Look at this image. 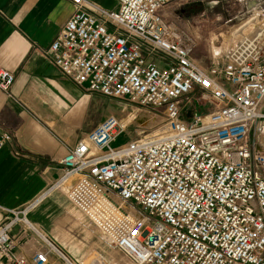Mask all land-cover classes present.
Listing matches in <instances>:
<instances>
[{
	"label": "built area",
	"instance_id": "1",
	"mask_svg": "<svg viewBox=\"0 0 264 264\" xmlns=\"http://www.w3.org/2000/svg\"><path fill=\"white\" fill-rule=\"evenodd\" d=\"M186 1L115 0L104 9L70 0L48 48L54 66L163 126L149 141L114 146L129 125L105 117L57 161L62 173L49 191H63L85 231L130 264H264V25L226 64L203 67L180 18H170ZM15 81L0 69L9 98ZM10 141L0 128V150ZM46 195L1 209L0 264H79L30 219Z\"/></svg>",
	"mask_w": 264,
	"mask_h": 264
},
{
	"label": "crops",
	"instance_id": "2",
	"mask_svg": "<svg viewBox=\"0 0 264 264\" xmlns=\"http://www.w3.org/2000/svg\"><path fill=\"white\" fill-rule=\"evenodd\" d=\"M90 1L115 7L110 0ZM71 13L70 0H0V69L16 76L12 98L0 91V128L11 135L0 150V223L2 208L21 209L47 192L30 219L81 264L95 251L80 232L84 223L63 191L49 189L62 173L57 161L105 115L90 120L98 94L63 75L48 52Z\"/></svg>",
	"mask_w": 264,
	"mask_h": 264
},
{
	"label": "rangeland",
	"instance_id": "3",
	"mask_svg": "<svg viewBox=\"0 0 264 264\" xmlns=\"http://www.w3.org/2000/svg\"><path fill=\"white\" fill-rule=\"evenodd\" d=\"M110 1L114 7V0ZM175 17L180 18L182 28L186 29L195 41L193 58L196 62L203 67H210L213 64L224 65L228 62L236 43L243 37L254 34L256 27L264 25V0H188L175 7L170 18ZM96 101L90 113L91 121L103 115L105 117L112 115L129 125L114 146L128 140H148L159 135L157 131L163 126L162 119L146 113L140 106L101 95L96 96ZM78 222L84 223L83 229L80 227V232L90 238L86 239L88 245L95 250L81 260L83 264H130L102 238L88 230L85 231L87 223L80 213ZM109 252L116 254L110 255Z\"/></svg>",
	"mask_w": 264,
	"mask_h": 264
},
{
	"label": "bare ground",
	"instance_id": "4",
	"mask_svg": "<svg viewBox=\"0 0 264 264\" xmlns=\"http://www.w3.org/2000/svg\"><path fill=\"white\" fill-rule=\"evenodd\" d=\"M255 2V1H254ZM256 3V2H255ZM256 12V11H255ZM232 40V39H231ZM236 42V41H235ZM144 141H149V139L148 140H144Z\"/></svg>",
	"mask_w": 264,
	"mask_h": 264
}]
</instances>
